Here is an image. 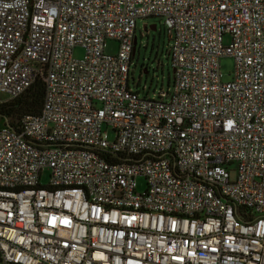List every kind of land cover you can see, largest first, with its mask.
I'll return each instance as SVG.
<instances>
[{
	"label": "built area",
	"instance_id": "built-area-1",
	"mask_svg": "<svg viewBox=\"0 0 264 264\" xmlns=\"http://www.w3.org/2000/svg\"><path fill=\"white\" fill-rule=\"evenodd\" d=\"M150 18L155 99L129 84ZM37 81L39 113L0 128L2 264H264V0H0V103Z\"/></svg>",
	"mask_w": 264,
	"mask_h": 264
},
{
	"label": "rangeland",
	"instance_id": "rangeland-1",
	"mask_svg": "<svg viewBox=\"0 0 264 264\" xmlns=\"http://www.w3.org/2000/svg\"><path fill=\"white\" fill-rule=\"evenodd\" d=\"M153 27L156 30L148 29L144 31L143 27ZM136 49L130 66L129 84L133 91L139 92V97L155 99L160 91L166 92L172 85L173 70L170 58L168 57L169 41L164 31L161 21L157 18L138 20L135 29ZM117 45L113 41H108L105 47L107 56L115 55ZM75 59H82L84 52L76 48L73 52ZM147 70L145 75L142 70ZM234 70V59L223 57L220 60V74L222 82H229L232 79ZM139 84V86H137ZM144 89V92L142 91ZM6 97L0 95V101ZM3 103V102H2ZM1 104V103H0ZM113 136L108 134V140ZM233 179V175H231ZM49 181V172L45 170L41 175V184L47 185ZM146 189V183L143 178H137L136 191L143 193ZM0 264L1 261H0Z\"/></svg>",
	"mask_w": 264,
	"mask_h": 264
},
{
	"label": "trees",
	"instance_id": "trees-1",
	"mask_svg": "<svg viewBox=\"0 0 264 264\" xmlns=\"http://www.w3.org/2000/svg\"><path fill=\"white\" fill-rule=\"evenodd\" d=\"M44 92L43 83L37 81L20 97L1 103L0 128L8 126L16 129L24 116L38 114L43 104Z\"/></svg>",
	"mask_w": 264,
	"mask_h": 264
},
{
	"label": "water",
	"instance_id": "water-1",
	"mask_svg": "<svg viewBox=\"0 0 264 264\" xmlns=\"http://www.w3.org/2000/svg\"><path fill=\"white\" fill-rule=\"evenodd\" d=\"M143 29H144V31H147L148 29H151V30H153V31L156 30L155 26H153V27H151V28H150V27H147V26H144ZM133 45H134V48H133V56H134L135 47H136V37L134 38ZM143 73L146 75V74H147V70L145 69V70L143 71Z\"/></svg>",
	"mask_w": 264,
	"mask_h": 264
}]
</instances>
